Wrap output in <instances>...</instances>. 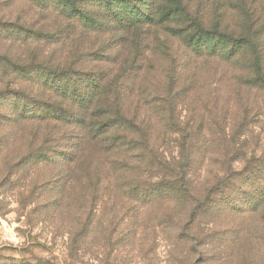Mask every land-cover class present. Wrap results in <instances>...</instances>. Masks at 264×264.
Wrapping results in <instances>:
<instances>
[{
  "label": "rangeland",
  "instance_id": "1",
  "mask_svg": "<svg viewBox=\"0 0 264 264\" xmlns=\"http://www.w3.org/2000/svg\"><path fill=\"white\" fill-rule=\"evenodd\" d=\"M0 264H264V0H0Z\"/></svg>",
  "mask_w": 264,
  "mask_h": 264
},
{
  "label": "trees",
  "instance_id": "2",
  "mask_svg": "<svg viewBox=\"0 0 264 264\" xmlns=\"http://www.w3.org/2000/svg\"><path fill=\"white\" fill-rule=\"evenodd\" d=\"M73 14H82V13L80 11L73 10ZM3 60H5V59H3ZM6 62L9 63L8 61H6ZM50 78L51 77H49L47 79V81H46L47 84H48L49 80H51ZM59 94H61V93L59 92ZM65 114H66V111L60 110L58 113H55L54 109H51L50 113L48 114V118H52L54 120L64 122V120L66 119ZM93 115H95V114H93ZM98 116H101V115H95L93 118H98ZM83 122H85V121H83ZM86 128L88 129L87 134H89L91 138H93L95 140H99L101 133H100V127H99L98 123H92L89 126H86ZM111 129H113V123L108 124V128H107L105 133L110 132Z\"/></svg>",
  "mask_w": 264,
  "mask_h": 264
}]
</instances>
